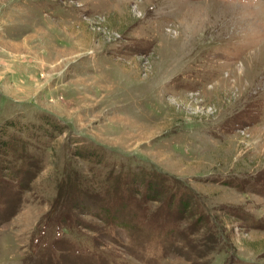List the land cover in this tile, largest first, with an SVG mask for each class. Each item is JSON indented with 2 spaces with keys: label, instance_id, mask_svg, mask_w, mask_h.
Returning a JSON list of instances; mask_svg holds the SVG:
<instances>
[{
  "label": "rangeland",
  "instance_id": "374dc122",
  "mask_svg": "<svg viewBox=\"0 0 264 264\" xmlns=\"http://www.w3.org/2000/svg\"><path fill=\"white\" fill-rule=\"evenodd\" d=\"M0 264H264V0H0Z\"/></svg>",
  "mask_w": 264,
  "mask_h": 264
}]
</instances>
